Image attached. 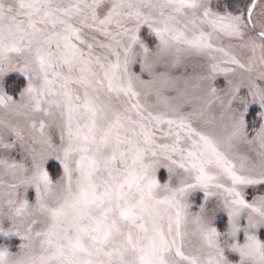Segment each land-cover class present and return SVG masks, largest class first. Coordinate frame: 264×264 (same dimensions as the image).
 <instances>
[{"label": "snow or ice", "instance_id": "snow-or-ice-1", "mask_svg": "<svg viewBox=\"0 0 264 264\" xmlns=\"http://www.w3.org/2000/svg\"><path fill=\"white\" fill-rule=\"evenodd\" d=\"M252 189L264 0H0V264H264Z\"/></svg>", "mask_w": 264, "mask_h": 264}, {"label": "rangeland", "instance_id": "rangeland-1", "mask_svg": "<svg viewBox=\"0 0 264 264\" xmlns=\"http://www.w3.org/2000/svg\"><path fill=\"white\" fill-rule=\"evenodd\" d=\"M245 2V0H243ZM235 6H239L240 0H233ZM243 4V3H242ZM145 35H147V32L145 30ZM229 42L227 40L224 41V44L227 45ZM232 43H238L237 41H232ZM236 54L238 55V58H240L242 61L247 60V56L249 55L246 51L241 50V49H236ZM186 63V70L187 73L190 75H195L196 73L205 71L206 69L203 67L204 64H206V60L201 57H196V56H191L188 57L185 61ZM223 67H232L231 65H222ZM181 73L185 71L184 68H181L179 70ZM174 73H176V70H173ZM22 80V77L19 75H15L13 79V83L15 84H20ZM216 83L220 88H223L226 86L227 83V78L224 75H218L216 77ZM13 155L15 158L19 159L20 158V150L19 149H14L13 150ZM57 171L55 163H53L52 167V172L55 173ZM252 191H264V190H258V189H252ZM221 227H223V224L221 223Z\"/></svg>", "mask_w": 264, "mask_h": 264}, {"label": "flooded vegetation", "instance_id": "flooded-vegetation-1", "mask_svg": "<svg viewBox=\"0 0 264 264\" xmlns=\"http://www.w3.org/2000/svg\"><path fill=\"white\" fill-rule=\"evenodd\" d=\"M260 11H261V9L258 7V8L256 9L254 15H258Z\"/></svg>", "mask_w": 264, "mask_h": 264}, {"label": "trees", "instance_id": "trees-1", "mask_svg": "<svg viewBox=\"0 0 264 264\" xmlns=\"http://www.w3.org/2000/svg\"><path fill=\"white\" fill-rule=\"evenodd\" d=\"M242 3H244V1L243 0H240V4L242 5Z\"/></svg>", "mask_w": 264, "mask_h": 264}]
</instances>
